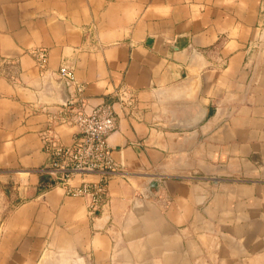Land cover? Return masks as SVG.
<instances>
[{"label": "crops", "instance_id": "obj_1", "mask_svg": "<svg viewBox=\"0 0 264 264\" xmlns=\"http://www.w3.org/2000/svg\"><path fill=\"white\" fill-rule=\"evenodd\" d=\"M63 64L116 113L95 216L39 189ZM0 264H264V0H0Z\"/></svg>", "mask_w": 264, "mask_h": 264}, {"label": "built area", "instance_id": "obj_2", "mask_svg": "<svg viewBox=\"0 0 264 264\" xmlns=\"http://www.w3.org/2000/svg\"><path fill=\"white\" fill-rule=\"evenodd\" d=\"M29 54L34 58L41 72L46 71L47 52L41 49H32ZM61 82L66 88L73 90V97L68 100L66 109L60 116L63 124L77 128L79 137L72 145L63 144L53 132H49L44 146L51 156L49 166L43 173L51 177L54 186L66 188L71 196L84 197L88 200V213L95 216L103 208L107 183L112 173L111 150L108 145L110 134L116 129V113L112 104L102 103L87 111L85 107L69 108L76 99L82 100L84 84L75 76L73 66L63 64L58 70ZM14 80L13 77H10ZM15 81V80H14ZM119 101L125 106L134 108V97L128 91L118 94ZM88 175H95L97 181H86ZM83 179L79 186L69 184L73 178Z\"/></svg>", "mask_w": 264, "mask_h": 264}, {"label": "trees", "instance_id": "obj_3", "mask_svg": "<svg viewBox=\"0 0 264 264\" xmlns=\"http://www.w3.org/2000/svg\"><path fill=\"white\" fill-rule=\"evenodd\" d=\"M52 184H53V181L49 175L41 174L40 186H39L40 191H45V190L50 189V186Z\"/></svg>", "mask_w": 264, "mask_h": 264}, {"label": "water", "instance_id": "obj_4", "mask_svg": "<svg viewBox=\"0 0 264 264\" xmlns=\"http://www.w3.org/2000/svg\"><path fill=\"white\" fill-rule=\"evenodd\" d=\"M62 83V82H61ZM63 84V83H62ZM64 85V84H63ZM194 123H198V120H196Z\"/></svg>", "mask_w": 264, "mask_h": 264}]
</instances>
